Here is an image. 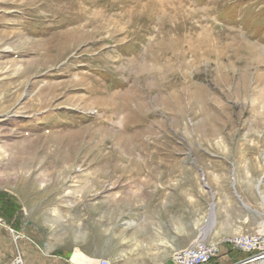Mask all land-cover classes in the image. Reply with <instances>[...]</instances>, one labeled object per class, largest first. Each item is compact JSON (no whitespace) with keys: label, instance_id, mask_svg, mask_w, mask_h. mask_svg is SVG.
Here are the masks:
<instances>
[{"label":"rangeland","instance_id":"1","mask_svg":"<svg viewBox=\"0 0 264 264\" xmlns=\"http://www.w3.org/2000/svg\"><path fill=\"white\" fill-rule=\"evenodd\" d=\"M220 210L264 219V0H0V264H174Z\"/></svg>","mask_w":264,"mask_h":264},{"label":"built area","instance_id":"2","mask_svg":"<svg viewBox=\"0 0 264 264\" xmlns=\"http://www.w3.org/2000/svg\"><path fill=\"white\" fill-rule=\"evenodd\" d=\"M224 242L249 254V258L264 255V232L242 233L227 237ZM219 251L218 244L208 242L207 238L200 234L186 247L175 250L171 259L174 264H212ZM13 264H26L21 252H18ZM97 264L112 262L110 259L101 258Z\"/></svg>","mask_w":264,"mask_h":264},{"label":"crops","instance_id":"3","mask_svg":"<svg viewBox=\"0 0 264 264\" xmlns=\"http://www.w3.org/2000/svg\"><path fill=\"white\" fill-rule=\"evenodd\" d=\"M215 227L217 228V239L215 240V243L220 247V251L218 256L213 259L212 264H236L248 259L250 256L249 254L244 253L245 256H241L232 260L230 259L229 255L221 254L226 245H228L224 243L225 238L242 233L264 232V219L259 218L258 216H254L250 213L241 214L240 216H234L229 213H224L223 210H220L219 212H217V221ZM27 264L31 263L27 262ZM35 264L65 263L61 260H53L45 263L44 260L41 259L38 263Z\"/></svg>","mask_w":264,"mask_h":264},{"label":"water","instance_id":"4","mask_svg":"<svg viewBox=\"0 0 264 264\" xmlns=\"http://www.w3.org/2000/svg\"><path fill=\"white\" fill-rule=\"evenodd\" d=\"M257 260H259V262H256ZM236 264H264V255L258 256V257L248 258V259L241 261L239 263H236Z\"/></svg>","mask_w":264,"mask_h":264},{"label":"bare ground","instance_id":"5","mask_svg":"<svg viewBox=\"0 0 264 264\" xmlns=\"http://www.w3.org/2000/svg\"><path fill=\"white\" fill-rule=\"evenodd\" d=\"M203 236H205V235H203ZM207 236V235H206ZM256 262H259V260H257Z\"/></svg>","mask_w":264,"mask_h":264}]
</instances>
